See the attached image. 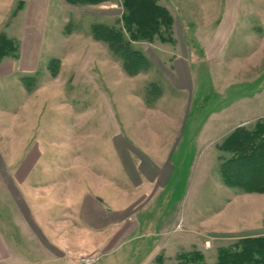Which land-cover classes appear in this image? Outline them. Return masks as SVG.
Returning <instances> with one entry per match:
<instances>
[{"label": "crops", "instance_id": "crops-1", "mask_svg": "<svg viewBox=\"0 0 264 264\" xmlns=\"http://www.w3.org/2000/svg\"><path fill=\"white\" fill-rule=\"evenodd\" d=\"M4 2L0 0V34L17 40L19 48L17 56L8 55L0 61V92L18 91L21 113L25 95H29L24 77H37L41 69L51 0H11L2 8ZM182 7L184 10V2ZM243 7L242 0H224L223 8L209 4L210 13L218 14L212 25L197 22L195 13L187 18L180 15L176 56L169 62L155 51L151 60L178 92L180 108L169 117L178 121L171 139L167 131H156L147 124L156 120L152 112L161 110L147 107L150 105L144 100L145 93L142 97L138 87H132L134 100L141 96L144 108L150 112L147 125H142L144 131L138 126L147 140L133 131L137 127L135 116L126 121L119 100V130L110 137L111 149H103L106 134L98 135L91 142L94 149H68V164L47 165L52 173L34 180L30 178L43 155L40 144L32 148L36 149L33 160L27 154L16 164L0 158V210L10 221L7 223L6 216L0 214V264H82V256L91 254L97 256L96 264H168V251L191 247L167 236L177 219L175 211L169 214L168 203L184 199V194L178 197L175 187L185 181L197 179L201 185V169L194 161L196 148L213 141L218 146L237 128L264 118V31L259 29L264 30V4L252 11L251 17L256 15L262 23L256 27L240 23ZM18 13L24 17L22 26L18 33H10L7 29L20 17ZM237 37L241 38L240 53L231 45ZM109 52L111 63H116V54ZM231 58L236 62H229ZM116 64L118 71L130 75L119 62ZM234 66L240 73L236 83H232L230 71ZM80 73L88 76L90 66L82 67ZM2 119L0 126L5 125ZM120 123L125 124L127 132ZM185 131L189 132L186 149H175L183 142ZM132 139L141 146L137 147ZM5 144L4 139L0 140V149H9ZM180 154L185 156L178 161ZM189 154L193 155L187 163ZM232 188H238L232 191L236 198L264 192ZM30 193L33 204L28 199ZM155 210L161 212L151 227L149 219Z\"/></svg>", "mask_w": 264, "mask_h": 264}, {"label": "rangeland", "instance_id": "rangeland-1", "mask_svg": "<svg viewBox=\"0 0 264 264\" xmlns=\"http://www.w3.org/2000/svg\"><path fill=\"white\" fill-rule=\"evenodd\" d=\"M10 1L5 0L2 8ZM207 2L213 8H223L224 0H158L161 6L167 8L168 15L161 21L162 32L158 31L152 39L138 37L134 42L137 49L148 59L147 62L143 59L140 69L134 76L118 71L116 64L118 62L120 67L125 69L123 58L116 55L117 57L114 58L116 63L112 64L109 44L107 41L96 39L93 35V26L96 22L114 25L121 19L120 23H123L122 15L127 13L124 0H109L95 5L73 3L71 0H51L44 34L41 69L37 77L26 81V91L28 90L29 95H25L22 112H18L22 104V97L18 91L6 89L5 92H0V117L5 124L0 126L2 127L0 137H3L0 140L4 139L5 146L9 148L0 149V158L3 157L5 161L16 164L27 154V158L33 160L36 149L32 148L40 144L43 155L34 171V176L30 178L34 180V177L41 179L52 173V170L47 169V165L68 164V149H88V147L94 149L91 142L98 135L106 134L103 149H111L110 137L119 130V125L116 124L119 119L117 107L119 100L122 101L121 111L126 121L131 116H135L134 123L137 127H134L133 131L137 132V136L143 141L147 138H144L139 130L143 129L142 125L147 124L156 131H167L168 138L171 139L174 136L172 129L178 125V121L169 117L172 118L180 108L178 92L172 88L167 76L151 59L157 54L155 51L169 62L176 56V31L180 15L187 18L188 15L193 17L195 13L197 22L212 25L218 14L210 13ZM260 4H264V0H242L244 7L240 23L255 27V24L261 25L259 17L256 18V15L251 17L252 11ZM18 14L20 17L14 19L7 29L10 33H18L22 26L24 17L22 13ZM249 20L251 23L248 22ZM259 29L263 33L264 30ZM140 32L145 34L144 30ZM240 40L239 37L231 40L232 48L238 53H240ZM231 60L232 58L229 62ZM86 65L90 66V76L83 77L80 70ZM236 69L235 66L230 67L232 83L240 79V73L236 72ZM262 76L264 82V75ZM75 77L76 79L68 85V81ZM150 83H153L151 89ZM146 84L149 86L144 90ZM132 87H138V94L142 97L145 93L144 100L150 105L147 107L154 109L158 107L161 110L152 112L156 120H150L146 124L145 120L150 112L144 108L140 95V99L134 100ZM11 96H15L16 100L8 101L7 98ZM120 97L122 99H119ZM7 102L9 105L5 106L4 103ZM253 124L255 123H249V125ZM120 125L122 130L127 132L125 124L120 123ZM138 126L142 129H138ZM185 133L183 142L180 146L176 144L175 149H186L185 142L188 141L189 132L185 131ZM23 140L24 144H22ZM215 140L218 142L220 139ZM132 141L137 147L141 146L138 141L134 139ZM192 155H186L187 163ZM232 155L235 153L233 152ZM184 156L185 154H180L178 161ZM229 157L231 154H228V150L222 149L219 144L216 146L214 141L209 145L207 143L200 147L198 145L196 148L194 161L201 169V185L196 183L197 179L189 183L185 181L184 185L175 187L178 190V197L184 194V199L168 203L169 214L172 210L175 211L177 219L176 225L170 229L167 236L172 240L179 239L186 245L190 244L191 247L168 251L170 258L168 264L195 262L223 264L219 263L220 258L237 259V256H232L234 252L246 251L243 248L247 245L262 244L256 242V239H264V192L261 195L252 194L236 198L232 191L238 188L233 189L232 186L249 192L264 191V176L260 174L264 170V161L258 160V156L255 155L248 161L241 158L226 163ZM225 166L229 167L231 173L234 172V182L240 181L239 184L227 183V174L222 168ZM184 173L187 174L188 169L185 168ZM254 174L255 176L259 174L261 177L258 176L254 180L252 177ZM1 194L0 190V209L3 202ZM28 199L30 204H33L32 193ZM173 206L175 209H172ZM159 209L162 210V207ZM160 212L159 210L151 212L153 214L149 219V226L155 224ZM0 214L5 215L1 210ZM6 217L5 219L8 220L6 222L10 224L9 217ZM13 222L15 223L14 219ZM208 241L210 245H207ZM192 244L195 245L192 247ZM194 246L198 249H194ZM246 253H252L255 259H264V252H253L249 249ZM89 256L92 254L82 257ZM238 258L243 259L242 256ZM81 263L84 264L82 260Z\"/></svg>", "mask_w": 264, "mask_h": 264}, {"label": "trees", "instance_id": "trees-1", "mask_svg": "<svg viewBox=\"0 0 264 264\" xmlns=\"http://www.w3.org/2000/svg\"><path fill=\"white\" fill-rule=\"evenodd\" d=\"M73 3L80 4H100L109 0H71ZM126 7V14L122 15L123 23L119 21L114 25L104 24L102 22H96L93 26L94 37L98 40L107 41L111 51H113L120 58H123L124 68L131 75H136L140 69V64L143 59L147 62V57L137 49L134 42L138 37L150 38L156 35L158 31L162 32V24L167 15V8L161 6L158 0H124ZM163 23V22H162ZM145 31L143 34L142 31ZM142 33V35H139ZM19 45L18 41L8 37L6 34H0V61L6 56H17ZM33 76H25V82L31 80ZM153 83H150L151 89ZM255 124L250 126H241L234 130L227 138H225L219 145L222 149L228 150L231 157L226 163L237 161L239 159L247 160L253 156H258V160L264 161V118L258 119ZM235 155H232V153ZM223 171L227 174L226 180L228 184H239L240 181L234 182V172L231 173L229 167L225 166ZM261 175L264 176V170ZM261 177L259 174L252 176L254 180L256 177ZM253 178H251L253 180ZM233 179V181H232ZM247 183V181L245 182ZM253 184H255L253 182ZM253 187V186H252ZM254 241V239H253ZM256 242L262 244L247 245L246 251L234 252L233 257L237 256V259H222L219 263L223 264H264V259L254 258L252 253H246L249 249L253 252H264V239H256ZM242 256L243 259L238 258ZM194 264H198L195 262Z\"/></svg>", "mask_w": 264, "mask_h": 264}, {"label": "built area", "instance_id": "built-area-1", "mask_svg": "<svg viewBox=\"0 0 264 264\" xmlns=\"http://www.w3.org/2000/svg\"><path fill=\"white\" fill-rule=\"evenodd\" d=\"M207 245H209V242H207ZM97 256L92 255L89 257H82L81 260L84 262V264H95L97 261Z\"/></svg>", "mask_w": 264, "mask_h": 264}]
</instances>
